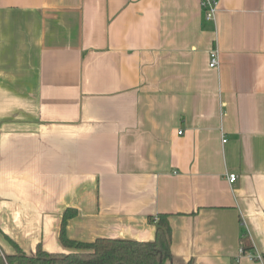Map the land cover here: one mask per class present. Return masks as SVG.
Instances as JSON below:
<instances>
[{
	"label": "crops",
	"instance_id": "0c3cea01",
	"mask_svg": "<svg viewBox=\"0 0 264 264\" xmlns=\"http://www.w3.org/2000/svg\"><path fill=\"white\" fill-rule=\"evenodd\" d=\"M68 209L74 241L169 215L173 264H264V0H0V257L70 252Z\"/></svg>",
	"mask_w": 264,
	"mask_h": 264
},
{
	"label": "trees",
	"instance_id": "16d2710c",
	"mask_svg": "<svg viewBox=\"0 0 264 264\" xmlns=\"http://www.w3.org/2000/svg\"><path fill=\"white\" fill-rule=\"evenodd\" d=\"M77 214V210L68 209L61 225L60 240L70 252L48 253L38 250L36 255L29 256L15 244L17 254L7 255L6 262L1 256L0 264H173L169 215L159 216L155 222L156 237L150 242L108 238L80 242L71 240L67 235L68 222ZM241 243L245 253L253 251L249 236L245 235Z\"/></svg>",
	"mask_w": 264,
	"mask_h": 264
},
{
	"label": "built area",
	"instance_id": "2783aa9c",
	"mask_svg": "<svg viewBox=\"0 0 264 264\" xmlns=\"http://www.w3.org/2000/svg\"><path fill=\"white\" fill-rule=\"evenodd\" d=\"M201 7L205 12V17L210 22H216L217 13L219 11V0H201ZM220 65V52L217 48L213 49L209 53V66L212 69L219 68ZM181 134V133H180ZM227 140H224L223 143H226ZM229 183L233 184L236 182L238 176L236 174H229L227 176ZM241 254L248 257L252 261L264 262V257L260 254L253 251L245 253L244 248L241 247Z\"/></svg>",
	"mask_w": 264,
	"mask_h": 264
},
{
	"label": "rangeland",
	"instance_id": "374dc122",
	"mask_svg": "<svg viewBox=\"0 0 264 264\" xmlns=\"http://www.w3.org/2000/svg\"><path fill=\"white\" fill-rule=\"evenodd\" d=\"M15 254H17V251H16V249H15ZM15 254H13V255H15ZM7 255H2V258L4 259V261L6 262V260H5V257H6Z\"/></svg>",
	"mask_w": 264,
	"mask_h": 264
}]
</instances>
